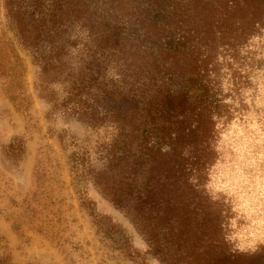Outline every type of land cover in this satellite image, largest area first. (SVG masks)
I'll list each match as a JSON object with an SVG mask.
<instances>
[{
  "label": "trees",
  "instance_id": "obj_1",
  "mask_svg": "<svg viewBox=\"0 0 264 264\" xmlns=\"http://www.w3.org/2000/svg\"><path fill=\"white\" fill-rule=\"evenodd\" d=\"M4 4L9 29L38 67L47 119H75L106 133L94 148L65 131L58 139L72 148L82 206L124 257L151 264L124 227L96 213L90 182L130 207L162 264H264V243L252 250L232 242L231 206L205 187L220 130L245 115L243 103L235 106L219 88L217 64L236 65L233 93L249 86L253 46H264V0ZM8 147L13 161L25 151L21 138ZM0 264L14 263L1 255Z\"/></svg>",
  "mask_w": 264,
  "mask_h": 264
},
{
  "label": "rangeland",
  "instance_id": "obj_2",
  "mask_svg": "<svg viewBox=\"0 0 264 264\" xmlns=\"http://www.w3.org/2000/svg\"><path fill=\"white\" fill-rule=\"evenodd\" d=\"M253 50L258 51L251 83L238 94L232 91L236 65L217 64L219 88L231 93L227 99L235 106L243 103L245 115L220 130L219 158L205 185L215 199L225 195L231 206L232 242L252 250L264 243V46ZM37 70L9 29L0 0V256L8 255L14 264H132L82 206L69 164L72 148L58 139L65 131L94 148L106 133L75 119L49 121L50 105L35 87ZM15 138L25 146L17 161L8 147ZM98 157L94 161L102 167ZM88 193L97 214L124 227L151 264H162L130 207L115 205L93 182Z\"/></svg>",
  "mask_w": 264,
  "mask_h": 264
}]
</instances>
